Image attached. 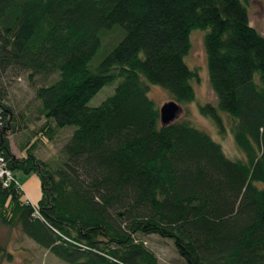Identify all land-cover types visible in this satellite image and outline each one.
Here are the masks:
<instances>
[{
  "label": "trees",
  "instance_id": "obj_1",
  "mask_svg": "<svg viewBox=\"0 0 264 264\" xmlns=\"http://www.w3.org/2000/svg\"><path fill=\"white\" fill-rule=\"evenodd\" d=\"M248 4L0 0V152L15 177L35 175L42 191L34 206L22 188L0 183V223L65 264H160L140 239L150 235L172 240L185 264H264V37ZM195 30L218 98L198 109L219 134L229 120L242 160L188 121L164 126L149 98L157 86L181 107L196 100L199 77L186 62ZM116 31L118 44L93 64ZM8 72H26L31 83L57 75L37 89L45 121L18 158ZM117 81L111 97L89 106ZM70 127L60 166L37 156ZM3 260L12 255L1 245Z\"/></svg>",
  "mask_w": 264,
  "mask_h": 264
},
{
  "label": "rangeland",
  "instance_id": "obj_2",
  "mask_svg": "<svg viewBox=\"0 0 264 264\" xmlns=\"http://www.w3.org/2000/svg\"><path fill=\"white\" fill-rule=\"evenodd\" d=\"M248 11L249 22L264 37V0H249ZM191 35L192 48L186 56V62L199 77L198 81L194 83L196 100L181 107L182 111L177 116V120L188 121L196 128L210 134L215 141L221 144L223 151H225L230 160H242L244 155L236 148L229 120L225 116L223 117L226 119L225 125L227 131L224 134H219L211 119L204 117L198 109L200 105L208 104L217 107L218 98H216L214 90L211 88L208 77L203 32L195 30ZM120 37V31H116L111 36L106 37V42L103 40L100 51L93 60V64H98L100 60L105 58L113 50V47L118 44L117 41L120 40ZM112 42L116 43L109 46V48L105 47L106 43ZM28 76L29 74L26 72L15 74L8 72L4 77V85L7 91L4 103L11 107L15 118L14 128L16 132L10 137L11 148L19 157L22 155L18 147L24 144L32 133L38 131L45 121L38 112L40 102L36 95L37 89L57 80V75L47 77V79L37 76L34 82L31 83ZM119 82L117 81L111 86L103 87L90 100L89 106H100L103 101L111 97ZM149 90V98L156 103L158 108L171 101L169 94L165 90L157 86L150 87ZM70 130H74V128L70 127L61 131L58 141H47L44 145L39 146V149L36 151L37 156L49 162L52 167L60 166L65 161L63 145L70 137ZM15 181L24 190V198L32 202L34 206L38 205L42 198L40 180L33 174L25 175L19 172L15 177ZM140 239L145 241L146 246L156 255L160 264H185L184 259L179 257L172 240L162 239L156 235L140 236ZM1 245L6 246L12 255L11 261L3 260L1 264H65L34 241H31L16 226L8 227L0 223Z\"/></svg>",
  "mask_w": 264,
  "mask_h": 264
},
{
  "label": "water",
  "instance_id": "obj_3",
  "mask_svg": "<svg viewBox=\"0 0 264 264\" xmlns=\"http://www.w3.org/2000/svg\"><path fill=\"white\" fill-rule=\"evenodd\" d=\"M160 111V121L164 126L172 124L175 122L177 116L182 111L181 106L174 101L165 103L162 107L159 108Z\"/></svg>",
  "mask_w": 264,
  "mask_h": 264
},
{
  "label": "built area",
  "instance_id": "obj_4",
  "mask_svg": "<svg viewBox=\"0 0 264 264\" xmlns=\"http://www.w3.org/2000/svg\"><path fill=\"white\" fill-rule=\"evenodd\" d=\"M0 183H2L3 187L8 188L11 184L16 185L17 181H15V176L13 172L9 169L6 160L2 156L0 152Z\"/></svg>",
  "mask_w": 264,
  "mask_h": 264
},
{
  "label": "crops",
  "instance_id": "obj_5",
  "mask_svg": "<svg viewBox=\"0 0 264 264\" xmlns=\"http://www.w3.org/2000/svg\"><path fill=\"white\" fill-rule=\"evenodd\" d=\"M9 139H10V137H9ZM11 150H12V148H11ZM13 151V150H12ZM13 153L16 155V153L13 151ZM16 157L18 158L19 156L18 155H16ZM23 192H24V190H23ZM28 202H30L28 199H26Z\"/></svg>",
  "mask_w": 264,
  "mask_h": 264
}]
</instances>
